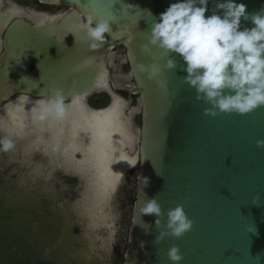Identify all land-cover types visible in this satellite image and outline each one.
Masks as SVG:
<instances>
[{
  "label": "water",
  "instance_id": "95a60500",
  "mask_svg": "<svg viewBox=\"0 0 264 264\" xmlns=\"http://www.w3.org/2000/svg\"><path fill=\"white\" fill-rule=\"evenodd\" d=\"M39 1L72 7L74 11L60 16L61 23L70 25L84 23L83 18L92 13L95 2ZM173 2L175 0H102L99 7L104 14L116 17L112 23L115 35L106 34L110 40H105V44L107 47L124 46L134 79L129 81L128 90L139 95L141 115L140 126L119 124L120 130L115 131L121 140L114 144L112 164L120 155L129 159L117 184L125 173L136 168L134 199L121 264H173L167 256L173 245H177L183 255L179 264H264V147L256 145L258 139H264V106L246 114L218 111L215 116L206 115L204 109L211 105L197 100L195 89L184 82L186 65L179 54H173L174 69L165 68L167 57L160 56L155 48L150 56L142 54L141 46L147 43L153 19ZM237 3L245 4L249 14L264 8V0H237ZM214 6L213 0H209L206 16L212 14ZM22 26L18 20L12 22L7 36V42L15 46L17 57L24 41ZM252 26L250 20L241 18L242 28ZM87 42L85 31L78 46L70 51L66 49L72 54L68 57L67 53L65 57L71 59L69 63L82 60L85 54L93 57L100 52V49H91ZM60 48L65 50L63 45ZM11 53L0 61V101L8 96L9 86L5 82L9 74L15 78L16 72L21 71L20 60ZM140 65L146 66L147 71L142 72ZM6 129L21 135L14 126ZM123 134L129 140L125 141ZM19 147L22 154H27L30 148L23 144ZM76 163L72 162L73 168ZM145 177L149 181L147 187H144ZM83 179L86 187L78 203L79 228L95 234L93 241L98 243L101 255H93V260L105 259L112 219L108 210L111 197H108L114 191L108 197L103 196L98 187L91 185L92 181L95 183L92 177L83 175ZM257 194L259 201L254 203L253 197ZM153 197L165 213L164 222L169 208L183 205L193 221L191 230L180 237L165 236L157 243V217L140 212L146 200ZM106 198L104 204L102 201ZM101 203L104 207L97 208ZM99 209L104 212L102 217ZM249 227L254 231H249Z\"/></svg>",
  "mask_w": 264,
  "mask_h": 264
},
{
  "label": "clouds",
  "instance_id": "9594fccd",
  "mask_svg": "<svg viewBox=\"0 0 264 264\" xmlns=\"http://www.w3.org/2000/svg\"><path fill=\"white\" fill-rule=\"evenodd\" d=\"M115 2V0H113ZM102 0H95L93 10L83 23L88 45L95 50L102 47L106 34H114L112 23L115 15H106L99 10ZM212 14L209 0H175L153 19L147 43L141 46L144 55H151L155 48L160 56L167 57L165 68L174 69L176 60L173 54H179L185 62L183 80L195 89L196 99L210 108L205 114L217 115V112L246 114L264 106V8L249 14L246 5L237 0H213ZM241 18L250 20L252 27H241ZM142 72L146 66L140 65ZM151 75V74H150ZM77 101L73 99L72 104ZM68 105L61 90H54L47 98L36 101L35 118L45 121L49 117L62 119ZM0 151L13 148L12 133L6 128L0 129ZM257 147H264V139L256 141ZM144 187L148 178H143ZM259 194L253 197L258 203ZM141 214H154L159 234V243L165 236L180 237L190 231L193 221L187 216L183 205L177 204L165 213L156 197L147 199ZM249 231H254L249 227ZM173 264H179L183 255L177 245L167 251Z\"/></svg>",
  "mask_w": 264,
  "mask_h": 264
},
{
  "label": "flooded vegetation",
  "instance_id": "af4514ba",
  "mask_svg": "<svg viewBox=\"0 0 264 264\" xmlns=\"http://www.w3.org/2000/svg\"><path fill=\"white\" fill-rule=\"evenodd\" d=\"M72 11H74L72 7L45 4L39 0H0V61L9 53L12 52L10 55L16 53L15 46L7 42V36L12 30V22L18 20L23 24L21 36L24 39L20 47V55L18 57L16 54L12 55L16 60H20L21 71L16 72L18 75L15 78L13 74H9L5 82L9 88L8 96L0 101V129L8 128L14 123L17 128L23 129L25 134L20 130L19 134L23 135L18 136V133L12 135L15 144L26 142L33 145L36 142L26 153L37 154L42 159L46 157L54 166L52 171L67 180L82 174L72 167V162H78L83 154L77 150L73 152L71 159H67L64 153L66 150L63 151V148H68L69 143L74 139L70 134L76 133L79 129V135L80 128L88 127V122L82 117L92 118L93 114L116 109L114 119L120 125L140 126L141 121L139 95L128 90L129 81L133 82L134 79L122 44H112L107 47L105 42L110 39L105 36L106 41L98 48L100 52L97 55L92 57L90 53L85 54L82 60L71 63H69L71 59L65 58L67 53H69L68 57L72 55L66 49L70 51L72 47L78 46L85 34V30L79 25L61 23L60 16ZM85 20L83 18L84 22ZM60 45H63L65 50L60 48ZM57 89L61 90L65 104L68 105L64 115L66 119L49 117L50 120L48 118L41 122L34 117L37 121L35 122L33 110L36 101L47 98ZM76 98L78 102L73 105L72 101ZM15 115L18 120H15ZM76 115L77 118L74 117ZM12 116L14 120L10 118ZM74 119H77V122ZM33 121L35 123H31ZM82 121L87 124L81 123ZM29 130H32L30 131L32 133ZM52 134L55 136H51ZM32 138L34 143L31 141ZM52 140L53 144L54 142L57 144H54L56 147L50 144Z\"/></svg>",
  "mask_w": 264,
  "mask_h": 264
},
{
  "label": "rangeland",
  "instance_id": "374dc122",
  "mask_svg": "<svg viewBox=\"0 0 264 264\" xmlns=\"http://www.w3.org/2000/svg\"><path fill=\"white\" fill-rule=\"evenodd\" d=\"M13 144L11 150L0 151V256L18 257L27 249L56 264H108L120 238L127 235L136 168L125 173L111 196L109 252L105 259L93 260V255H101L95 234L79 228L78 203L86 187L83 174L67 180L52 171L46 157L22 154Z\"/></svg>",
  "mask_w": 264,
  "mask_h": 264
},
{
  "label": "bare ground",
  "instance_id": "6f19581e",
  "mask_svg": "<svg viewBox=\"0 0 264 264\" xmlns=\"http://www.w3.org/2000/svg\"><path fill=\"white\" fill-rule=\"evenodd\" d=\"M21 107V106H20ZM78 108V107H77ZM23 109V108H22ZM75 109V108H74ZM30 111V110H29ZM80 111V110H79ZM24 113V112H23ZM30 114V113H29ZM66 114V113H65ZM78 114V113H77ZM81 114V113H80ZM72 115V114H71ZM16 117H17V115H15ZM81 116V115H80ZM23 117H25V116H23ZM35 117V116H34ZM72 117V116H71ZM74 117H76L77 118V115L76 116H74ZM82 117V116H81ZM93 117V116H92ZM65 119H66V116L64 117ZM69 118H70V115H69ZM80 118V117H79ZM35 119V118H34ZM33 119V120H34ZM17 120H18V118H17ZM49 120H50V118H49ZM64 120V119H63ZM76 122H77V119H74ZM23 122H25L24 120H22ZM51 121H52V118H51ZM79 121V120H78ZM19 122V121H18ZM35 122H37L36 121V119H35ZM34 121L33 122H31V123H35ZM84 122V124H87V123H85V121H82L81 123H83ZM87 122V121H86ZM61 123H63V122H61ZM69 122H67V124H68ZM21 124V123H20ZM75 124V123H74ZM32 125V124H31ZM82 126H83V124H81ZM12 126H14V127H16V130L18 131V132H21L20 130L21 129H19V128H17V126H16V124L14 123ZM74 126V125H73ZM77 126V125H76ZM88 126V125H87ZM86 126V127H87ZM72 127V126H71ZM22 128V127H21ZM79 128V127H78ZM25 129L27 130V128L25 127ZM31 129V128H30ZM81 129V133L78 135V132H80V130L78 129V130H76V133H75V135H74V133L73 134H70L71 136L73 135L74 136V139L72 138V137H70V136H68V135H65V136H68V137H70V138H72L71 140V142L69 143V145H68V148L67 147H64L63 149V151H65L66 150V152H64L65 153V157L67 158V159H71L72 158V155H73V152L74 151H77V150H79L83 155H82V158L78 161V163H76V165H74V167L76 168V169H78L83 175H87V176H89V177H92V179H94L95 180V183H93V181H92V183H91V185L92 186H94V187H98V190L102 193V195L104 196L105 194L102 192V188H103V181L101 180V177H100V174H99V172H98V170L96 169V167H95V164H94V161H93V159H92V155H91V153H90V151H89V149H90V146L91 145H93L95 142H96V139H95V137L93 136V134H92V132L91 131H87L86 129L87 128H84V126H83V128H80ZM13 129H11V131H12ZM16 130H15V132H16ZM23 130V129H22ZM25 130V131H26ZM34 130V129H33ZM28 131V130H27ZM30 131H32V130H29V132ZM52 131H53V129H52ZM58 131V130H57ZM70 131V130H69ZM74 131V130H73ZM34 132V131H33ZM62 132V131H61ZM23 133L25 134V132L23 131ZM30 133H32V132H30ZM52 133V132H51ZM58 133H59V131H58ZM58 133H56V135L58 134ZM22 134V133H21ZM61 134V133H60ZM12 135H14V134H12ZM23 135V134H22ZM33 135V134H32ZM54 134H52L51 136H53ZM123 135H125V134H123ZM34 136V135H33ZM50 136V139L52 138ZM55 136V135H54ZM31 137V136H30ZM37 137V136H36ZM39 137V136H38ZM63 137V136H62ZM68 137H67V139H68ZM24 138H25V136H24ZM29 138V137H28ZM54 138V137H53ZM59 138V137H58ZM57 138V139H58ZM124 138H125V141L128 139L129 140V138H128V136L127 135H125L124 136ZM30 139V138H29ZM36 139V141H38L37 140V138H35ZM67 139H66V141H67ZM33 138L31 139V141L33 142ZM68 140H70V139H68ZM121 139H119V135H117L116 134V132H113V135H112V147H113V149H114V144H118V141H120ZM50 141V140H49ZM65 141V140H64ZM13 142H15V141H13ZM34 143V142H33ZM32 143V144H33ZM36 143V142H35ZM34 143V144H35ZM53 144V140L50 142V144ZM58 143V142H57ZM67 143V142H66ZM25 144H26V146H33V145H31V143H26L25 142ZM25 144H23V145H25ZM54 144H56L55 142H54ZM53 144V146L54 147H56V145H54ZM53 148V147H52ZM67 149H68V152H67ZM128 163H129V159L127 158V157H125V156H122V155H120L117 159H116V161H115V163H114V165L113 164H111V168H112V171H113V173L118 177V178H116V179H114V186L116 187V185H117V182H118V180H119V178H120V175L125 171V170H123L127 165H128ZM96 188H94V189H96ZM110 192H112L111 190H109V192H108V194H107V197H108V195H110ZM109 197H111V196H109ZM108 197V198H109ZM108 198H106V199H104L102 202L104 203V204H106V202H107V200H108ZM103 203H101L100 205H98V207L97 208H100L102 205H103V207H104V204ZM104 210V209H103ZM99 211H100V209H99ZM101 212V214H100V216L102 217V215H103V213L104 212H102V211H100ZM106 212V211H105ZM104 224H108V222H105ZM105 226V225H104ZM106 228H107V226H105Z\"/></svg>",
  "mask_w": 264,
  "mask_h": 264
},
{
  "label": "snow or ice",
  "instance_id": "6c2138e0",
  "mask_svg": "<svg viewBox=\"0 0 264 264\" xmlns=\"http://www.w3.org/2000/svg\"><path fill=\"white\" fill-rule=\"evenodd\" d=\"M82 26L83 23H80L79 27L82 28ZM76 101L78 102V98H76ZM116 111V109H113L101 114H93L92 118L82 117L83 120L88 122L86 130L91 131L96 139V142L90 146L89 151L103 181L102 192L105 196H107L109 190L115 191L114 179L118 178L111 168L115 152L112 147V135L113 132L120 130L118 121L114 119Z\"/></svg>",
  "mask_w": 264,
  "mask_h": 264
},
{
  "label": "trees",
  "instance_id": "16d2710c",
  "mask_svg": "<svg viewBox=\"0 0 264 264\" xmlns=\"http://www.w3.org/2000/svg\"><path fill=\"white\" fill-rule=\"evenodd\" d=\"M126 195L130 199H132V195L129 191L126 192ZM125 242H126V235L120 238L119 244L117 248L115 249L113 255L110 257L108 264H121L122 263L123 252H124L123 244H125ZM0 243L2 242L0 241ZM0 264H56V262L49 260V259H44L43 257H39L38 255L33 256L27 249L26 251L24 249L22 251V254H19L18 257L11 256V258L10 257L7 258L6 256L4 257L0 256Z\"/></svg>",
  "mask_w": 264,
  "mask_h": 264
}]
</instances>
